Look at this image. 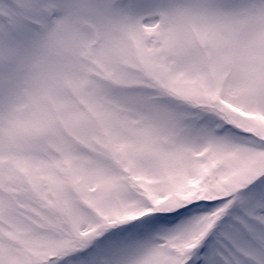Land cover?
<instances>
[{"label": "snow or ice", "instance_id": "6c2138e0", "mask_svg": "<svg viewBox=\"0 0 264 264\" xmlns=\"http://www.w3.org/2000/svg\"><path fill=\"white\" fill-rule=\"evenodd\" d=\"M0 264H264V0H0Z\"/></svg>", "mask_w": 264, "mask_h": 264}]
</instances>
